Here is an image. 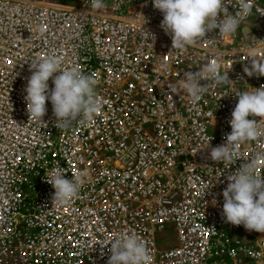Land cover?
<instances>
[{
  "label": "built area",
  "instance_id": "obj_1",
  "mask_svg": "<svg viewBox=\"0 0 264 264\" xmlns=\"http://www.w3.org/2000/svg\"><path fill=\"white\" fill-rule=\"evenodd\" d=\"M103 2L0 0V264H107L103 245L125 234L145 241L151 264H264V233L226 222L222 210L226 177L241 164L264 177V119L248 117L261 135L237 144L232 164L204 149L210 137V147L225 142L237 95L264 84L243 71L250 49L264 58V0H246L235 33L213 30L184 50L171 48L152 0ZM224 3L240 12L239 0ZM47 55L95 73L102 106L91 121L57 129L50 102L46 122L28 118L29 65ZM212 60L228 80L202 81L198 103L170 92ZM56 166L66 178L88 173L64 204L45 181ZM168 230L176 244L159 247Z\"/></svg>",
  "mask_w": 264,
  "mask_h": 264
},
{
  "label": "clouds",
  "instance_id": "obj_2",
  "mask_svg": "<svg viewBox=\"0 0 264 264\" xmlns=\"http://www.w3.org/2000/svg\"><path fill=\"white\" fill-rule=\"evenodd\" d=\"M240 12L228 11L224 0H152V5L163 16L160 27L170 34L171 48L184 50L207 33L218 30L225 35L235 33L241 19L250 12L251 5L239 0ZM103 0H91L93 10L104 8ZM41 35L44 29H40ZM249 66L243 68L247 76H264V58H257V50L248 52ZM221 75V64L216 60L207 63L197 71H187L183 78L168 85L171 93L186 94L193 104L198 103L206 93L208 85L202 81H215L217 85L228 80L226 70ZM30 75L24 88V100L28 118L44 123L47 113L46 102H50L57 129L67 128L73 122L83 125L91 121L100 111L101 101L97 98L95 73L85 74L81 69L62 68L58 57L47 55L29 65ZM51 79L52 87L48 81ZM238 101L231 112L230 133L221 145L210 147L209 158L215 162L230 165L240 159L237 144L256 140L261 132L258 120L264 119V84L258 88L237 95ZM201 150V149H198ZM197 150V151H198ZM58 166L46 173L53 189L52 200L64 204L77 197L88 175L86 171L76 172L72 178ZM228 183L222 191L223 217L233 225H243L248 231L264 233V177L255 171L251 163H243L226 177ZM213 205L216 201L213 198ZM111 253L107 264H151L152 255L143 239L135 234L110 238Z\"/></svg>",
  "mask_w": 264,
  "mask_h": 264
},
{
  "label": "rangeland",
  "instance_id": "obj_3",
  "mask_svg": "<svg viewBox=\"0 0 264 264\" xmlns=\"http://www.w3.org/2000/svg\"><path fill=\"white\" fill-rule=\"evenodd\" d=\"M58 1L66 2L67 0H58ZM156 240L159 247L172 246L176 244L175 233L172 230H168L164 233L157 234Z\"/></svg>",
  "mask_w": 264,
  "mask_h": 264
}]
</instances>
